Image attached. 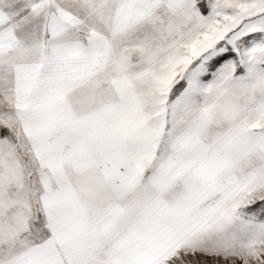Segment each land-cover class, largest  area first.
<instances>
[{
    "label": "snow or ice",
    "instance_id": "6c2138e0",
    "mask_svg": "<svg viewBox=\"0 0 264 264\" xmlns=\"http://www.w3.org/2000/svg\"><path fill=\"white\" fill-rule=\"evenodd\" d=\"M0 264H264V0H0Z\"/></svg>",
    "mask_w": 264,
    "mask_h": 264
}]
</instances>
